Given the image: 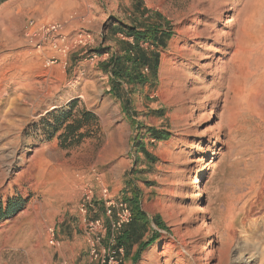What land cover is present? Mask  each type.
Returning <instances> with one entry per match:
<instances>
[{
  "label": "rangeland",
  "instance_id": "rangeland-1",
  "mask_svg": "<svg viewBox=\"0 0 264 264\" xmlns=\"http://www.w3.org/2000/svg\"><path fill=\"white\" fill-rule=\"evenodd\" d=\"M233 13L237 22L228 37L234 40L243 28L247 32L224 59L238 47L242 56L246 47V70L235 75L230 67L218 86L203 70L208 61L202 58L223 55L209 49L214 44L208 34L196 35L204 29L225 31ZM31 21L57 22L71 41L85 32L95 42L48 66L53 54L38 51L26 36ZM134 21L143 22V31L147 25L157 29L164 44L151 37L140 42L160 55L159 66L154 74L145 69L144 85L132 86L129 114L125 101L111 92L107 67L121 55L122 41L134 43L112 27ZM214 92L219 98H209ZM73 101L75 112L88 110L99 120L93 139L66 150L57 137L48 138L43 121ZM149 128L165 138H154ZM120 149L121 199L133 198L130 179L148 218L143 239L127 249L123 264H264V0H8L0 5V202L5 208L10 201L24 203L0 221V264H90L79 206L90 187L89 216L106 219L101 190L106 186L112 194L105 173L117 169L110 155ZM50 227L57 247L50 245Z\"/></svg>",
  "mask_w": 264,
  "mask_h": 264
},
{
  "label": "trees",
  "instance_id": "trees-1",
  "mask_svg": "<svg viewBox=\"0 0 264 264\" xmlns=\"http://www.w3.org/2000/svg\"><path fill=\"white\" fill-rule=\"evenodd\" d=\"M8 0H0V5ZM143 12H149L147 9ZM143 22L134 21L131 26H113L112 30L117 33H122L126 37H132L134 43H128L122 41V52L121 55H117L109 63V72L111 73V92L119 99H123L124 111L132 113V99L131 90L132 86H142L147 81V75L145 69H149L156 72L159 66L160 55L152 50H144L140 46V42L149 37L157 45L164 44V41H160L159 31L147 25L146 30L143 31L141 26ZM146 25V24H145ZM159 36V37H158ZM158 38V39H157ZM78 103L76 101L71 102L65 108L57 109L49 114V118L44 120L45 128L48 129V138L54 139L55 137L59 140V145L62 149H71L80 146L85 141L93 139L96 135L94 127L98 124V117L91 111L82 110L75 112ZM147 133L157 139L165 138L158 131L153 128L147 129ZM144 138V135L142 136ZM139 149L145 153L151 163L155 162V157L151 156L147 150L144 149L143 143H138ZM129 178V175H126ZM127 188H131L129 191L132 192L133 198L126 199L129 202L133 211V221L125 228L122 235L119 238V243L123 245L127 251L132 246L133 242L141 241L145 235L146 228L148 225L147 215L141 209V197L137 187L134 186L130 179H127ZM134 186V187H133ZM24 206L23 201H10L7 208L0 202V221L11 217ZM156 224L160 226V223L156 221ZM144 244L141 245L136 257H140L141 252L144 250Z\"/></svg>",
  "mask_w": 264,
  "mask_h": 264
},
{
  "label": "built area",
  "instance_id": "built-area-1",
  "mask_svg": "<svg viewBox=\"0 0 264 264\" xmlns=\"http://www.w3.org/2000/svg\"><path fill=\"white\" fill-rule=\"evenodd\" d=\"M26 36L38 51L49 50L53 53L46 62L48 66L64 62L73 49H88L95 42L93 35L85 32H79L71 41L64 26L57 22L37 24L31 21ZM97 180L102 184L101 177L98 175ZM101 191L105 201L106 219L89 216L94 208L92 202L94 192L90 187L85 188L84 202L79 206V212L85 218L89 261L90 264H123L126 249L119 243V238L125 228L132 223L133 211L127 201L115 198L108 187L102 186ZM48 234L50 245L59 246L55 228L50 227Z\"/></svg>",
  "mask_w": 264,
  "mask_h": 264
},
{
  "label": "bare ground",
  "instance_id": "bare-ground-1",
  "mask_svg": "<svg viewBox=\"0 0 264 264\" xmlns=\"http://www.w3.org/2000/svg\"><path fill=\"white\" fill-rule=\"evenodd\" d=\"M234 9H235V6H232V7L229 8L228 12H230V11L232 12ZM197 22H198V20L195 19L194 23H197ZM236 22H237V15L233 13L230 16V18L225 23V25H226V28H225L226 30L225 31H222L220 33H217V32L212 33V31L210 32L209 29H204L200 33V35L199 34L196 35V37H201V35H204V34L207 35L208 34V36L211 37V42L214 44V45H210L209 49H211V51L214 52V53L217 52V53H220L221 55H223V56H219L217 58H215L214 56L213 57H208V58H206V57L202 58V60H204V61L207 60L208 61V62H206L204 64L203 70L205 69V70L209 71L210 76L212 77L211 82L212 83L216 82L218 86H221L222 84H224V83H222V81L225 80L224 79L225 72L230 67L232 68L231 70L233 71V73H235V75H237V74H243L244 75L245 70H246L245 67H243L244 62H246V58H245L246 47H243L240 50L242 52V56L238 52L239 51L238 50L239 47H238L236 53L234 51L235 54H233L232 57L229 60H225L224 59L225 55H227L226 54L227 51L229 49H231V46H233L235 43L238 45L239 42H241L242 39H244V37L246 35V32H247V29L243 28L242 30L239 31V33L237 34L236 38L234 40H231L229 38L230 36H229V32H227V30L230 27H232V25H234V23H236ZM207 48H208L207 45L206 46L204 45L203 49L204 50H208ZM237 59L239 60V64L236 61ZM236 79H238V78H236ZM229 95L230 94H228V98L227 99L230 98ZM214 96H218L217 98H219V95L216 92L212 93V95L209 96V98H213ZM199 197H201V194H200Z\"/></svg>",
  "mask_w": 264,
  "mask_h": 264
},
{
  "label": "crops",
  "instance_id": "crops-1",
  "mask_svg": "<svg viewBox=\"0 0 264 264\" xmlns=\"http://www.w3.org/2000/svg\"><path fill=\"white\" fill-rule=\"evenodd\" d=\"M43 23H51V22H43ZM42 24V23H41ZM53 54V53H52ZM121 145V144H120ZM111 159L117 160V169L113 172L108 170L105 173V178L109 182V186H111L112 194L117 199H121V188H122V176L125 169V164L121 161V149L118 152L113 151Z\"/></svg>",
  "mask_w": 264,
  "mask_h": 264
}]
</instances>
